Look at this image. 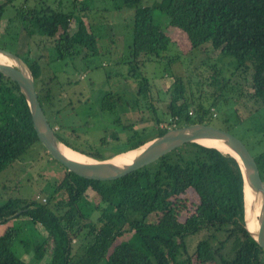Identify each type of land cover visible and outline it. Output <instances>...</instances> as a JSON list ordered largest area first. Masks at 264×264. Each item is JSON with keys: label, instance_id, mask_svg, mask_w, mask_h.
Masks as SVG:
<instances>
[{"label": "trees", "instance_id": "1", "mask_svg": "<svg viewBox=\"0 0 264 264\" xmlns=\"http://www.w3.org/2000/svg\"><path fill=\"white\" fill-rule=\"evenodd\" d=\"M113 1V8L125 7L133 12L130 72H135L145 60L162 58L172 44L169 34L164 31L166 25L162 21L159 24L155 22L156 11L159 13L157 16L169 18L168 26L185 34L191 51L208 54L218 50L231 60L235 69L230 79L212 77L217 86L221 82L219 89L227 88L236 74H242V83L252 91L247 92L248 95L259 99L264 106V0H159L151 5L143 4V0ZM92 2L4 0L0 3V22L8 7H13V14L6 19V26L0 33V48L8 50L6 43L22 28L29 36L32 33L42 35L44 40L40 42L51 44L56 59L74 57L80 50L94 54L97 36L82 15L85 13L86 16L88 10L94 9ZM72 20L76 22V29L69 33ZM14 25L16 33L11 31ZM14 53L31 70L38 100L46 117L49 113L55 120L58 110L50 87L52 78L43 77L41 56L31 57L28 50L22 54ZM178 59L179 56L175 55L168 61ZM146 79L145 76L139 78V96H134L131 103L119 93L108 91L101 97L100 109L113 112L124 104L125 109L139 110L142 109L138 104L141 97L145 107L155 111L152 98L147 95ZM234 84L235 95H239L241 83ZM165 92L170 120L153 117L157 126L153 137L163 134L170 126L192 123L209 124L231 132L226 124L228 118H223L219 124L214 121L216 115L213 116L211 108L215 107V96L198 97L195 101L187 94L179 76L174 77ZM0 108L2 172L21 159L39 140L18 84L1 72ZM145 121L148 120L134 118L122 125V129L128 127L127 130H130L138 122ZM255 126L261 140L264 137V117ZM54 127L56 133L55 130L59 129L56 122ZM136 133L135 130L127 136L129 145L124 151L137 148L153 138L130 143ZM58 138L66 146L91 158H110H101L98 151H81L65 139ZM104 142L105 138H101L100 143L103 145ZM252 156L264 182V149ZM62 168L65 170L63 175L51 186L44 202L31 200V204L21 208V215L46 230L45 237L33 250L32 264H82L84 259L91 264H192L187 237L202 231L205 235L193 249L197 260H210L216 264H264V250L244 226L242 172L237 161L228 153L188 142L147 165L111 180L85 178L68 171L63 165ZM189 188L197 195L198 203L192 213L180 220V211L184 206L180 195ZM89 191L98 197L97 202L89 199ZM15 202L18 200L9 198L0 205V224L21 210L13 206ZM152 216L155 219L149 220ZM125 234L129 237L117 241ZM18 236L19 229L13 226H7L0 232V264H29L21 257L22 252H29L26 247L29 243ZM87 236L91 240L83 247L84 254L70 257L72 241Z\"/></svg>", "mask_w": 264, "mask_h": 264}, {"label": "rangeland", "instance_id": "2", "mask_svg": "<svg viewBox=\"0 0 264 264\" xmlns=\"http://www.w3.org/2000/svg\"><path fill=\"white\" fill-rule=\"evenodd\" d=\"M3 1L0 0V3ZM158 1L143 0V4L151 5ZM114 4L113 0H93L94 9L88 10L86 16L82 13L84 21L92 26L97 36V49L94 54L88 50H80L74 57L56 59L54 49L50 47L51 44L40 42L44 40L42 35L40 37L32 33L29 36L22 28L19 34L10 38L12 40L5 45L8 51L13 53L15 51L22 54L28 50L31 57L41 56L42 75L45 79L52 78L50 87L58 110L55 120L49 113L47 118L51 127L55 128L54 122L59 126V129L55 131L60 138L81 151H98L97 154L101 158H106L119 151H124L129 145L127 136L135 130L137 131L136 136L130 143L153 137L156 135L157 128L153 117L156 116L162 121L170 120L165 91L173 82L174 77L179 76L186 86L187 94L195 101L198 97L215 96V107L211 108V111L213 116L216 115L214 120L216 124H219L223 118H228L226 124L230 126L231 133L246 145L250 153L255 155L264 149V137L261 140L258 139L255 126L263 120L264 106L259 99L248 95L247 92L252 91L242 83V74H236L229 82V86L223 90L219 89L221 82L217 86L212 81V77L218 80L223 77L230 79L231 72L235 68L228 57L223 56L218 50L210 51L208 54L199 50L191 51L185 34L168 26L167 16H157L159 13L154 11L155 22L159 24L162 21L164 26L166 25L164 31L169 34L172 44L168 51L163 53L162 58L145 60L143 65L140 64L135 69V72H130L133 12L125 7L115 9ZM12 14L13 7L11 6L8 7L4 19L0 22V33L6 26V19ZM15 26L11 27L12 33H16L14 32ZM75 29L76 22L72 20L69 33ZM175 55L179 56V59L169 62L168 59ZM10 62L14 64L12 60ZM144 76L148 82L147 95L152 98V103L156 107L155 111H152V108H146L141 97H139L138 104L142 109L139 110L125 109L124 104L113 112L100 109L101 97L108 91L119 93L126 102L131 103L134 96H139L137 95L139 78ZM235 82L241 83L239 95H235L237 93ZM224 103L227 104L224 105ZM137 117L148 121L138 122L130 130H127L128 127L122 129V125ZM101 138H105L103 145L100 143ZM64 171L62 164L52 158L40 142L35 143L21 159L0 172V205L9 198L18 200L13 205L17 209L31 204V200L44 202L45 195L50 192L51 186L57 183ZM88 196L92 202L98 201V197L93 192L89 191ZM180 197L184 206L181 208L179 219L184 220L194 211L198 197L191 188L182 193ZM21 211L23 210L10 215L8 221L1 223L0 232L7 226L18 228V237L29 243L26 246L29 252H22L21 257L32 264L34 263L33 250L45 237L46 230L40 224L33 223L27 216L21 215ZM154 219V216L149 218V220ZM204 235L205 231H202L187 237L189 252L192 254V264H216L214 261L195 258L194 246ZM128 237L129 234H125L117 241ZM90 240V236L73 240L69 256L83 255V247ZM23 251H26L24 247ZM82 264L91 263L84 259Z\"/></svg>", "mask_w": 264, "mask_h": 264}, {"label": "water", "instance_id": "3", "mask_svg": "<svg viewBox=\"0 0 264 264\" xmlns=\"http://www.w3.org/2000/svg\"><path fill=\"white\" fill-rule=\"evenodd\" d=\"M4 57L5 59H3ZM0 72L18 84L27 102L33 128L46 152L65 166L68 171L85 178L97 180L116 179L134 169L155 161L167 152L188 142L201 144L199 142L201 139H213L224 143L233 153L222 151L214 146L201 145L213 147L221 152L228 153L237 161L244 181V226L257 244L264 250V182L260 178L258 167L252 154L246 145L234 134L219 127L203 123L173 126L169 127L163 134L153 137L138 146L137 148H141L140 151L129 163H116L112 161V157L116 154L102 160L91 157H89L90 160H75L63 153L61 146L65 144L58 138L47 120L38 100L33 75L27 64L17 54L0 48ZM245 192L254 196V203L258 206L257 218L255 217V232L249 230L246 224Z\"/></svg>", "mask_w": 264, "mask_h": 264}, {"label": "bare ground", "instance_id": "4", "mask_svg": "<svg viewBox=\"0 0 264 264\" xmlns=\"http://www.w3.org/2000/svg\"><path fill=\"white\" fill-rule=\"evenodd\" d=\"M5 59V57L3 58ZM199 142L203 145L206 146H214L217 147L218 149L225 151V152H232V150L226 146L224 143H222L219 140H213V139H201L199 140ZM143 147V146H142ZM63 153L75 160H80V161H84V160H90V158H88L86 155L66 146V145H62L61 146ZM141 148H137V149H131L119 154H116L115 156L112 157V161L116 162V163H129L132 161V159L134 158V156L140 151ZM245 206H246V224L249 230H252L255 232V228H256V220H255V215L258 212V206L254 203V196L250 195L249 193L245 192Z\"/></svg>", "mask_w": 264, "mask_h": 264}, {"label": "built area", "instance_id": "5", "mask_svg": "<svg viewBox=\"0 0 264 264\" xmlns=\"http://www.w3.org/2000/svg\"><path fill=\"white\" fill-rule=\"evenodd\" d=\"M43 201H44V199H43Z\"/></svg>", "mask_w": 264, "mask_h": 264}]
</instances>
